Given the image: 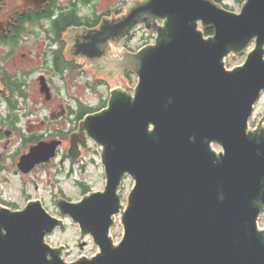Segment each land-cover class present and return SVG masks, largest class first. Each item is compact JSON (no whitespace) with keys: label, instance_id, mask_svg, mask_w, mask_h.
<instances>
[{"label":"water","instance_id":"1","mask_svg":"<svg viewBox=\"0 0 264 264\" xmlns=\"http://www.w3.org/2000/svg\"><path fill=\"white\" fill-rule=\"evenodd\" d=\"M139 23L157 36L121 50L135 86L110 91L81 124L100 148L104 191L61 205L96 253L67 262L45 243L59 221L31 205L0 209V264H264V117L254 128L248 120L264 92V0H244L239 13L213 0H128L100 32L127 36ZM252 43L242 65L225 67ZM124 176L133 187L115 245L108 232Z\"/></svg>","mask_w":264,"mask_h":264},{"label":"flooded vegetation","instance_id":"2","mask_svg":"<svg viewBox=\"0 0 264 264\" xmlns=\"http://www.w3.org/2000/svg\"><path fill=\"white\" fill-rule=\"evenodd\" d=\"M39 2L29 6L0 0V209L19 212L31 205L40 207L59 221L45 237L49 245L47 240L64 230L65 221L74 224L60 215L63 203L76 204L104 191L103 187L92 191L85 179L95 144L81 128L82 122L107 107L110 91L135 86L136 75L121 68V50L136 53L153 45L157 33L139 23L127 36L104 39L101 26L120 18L128 0H119L111 8L98 0ZM154 25L162 27L163 21ZM113 82L119 86L92 106L89 92L97 94L96 88ZM99 150L95 145L100 157ZM62 182L78 195L63 190ZM119 190L122 208L112 217L108 232L113 243L117 227L118 243L123 234L120 220L126 203L121 186ZM74 225L79 239L90 238L94 244L89 234L81 236ZM51 248L61 249L63 258L65 246Z\"/></svg>","mask_w":264,"mask_h":264},{"label":"rangeland","instance_id":"3","mask_svg":"<svg viewBox=\"0 0 264 264\" xmlns=\"http://www.w3.org/2000/svg\"><path fill=\"white\" fill-rule=\"evenodd\" d=\"M99 2H105L106 6L105 8H111L116 7L119 4V0H98ZM109 3V4H108ZM243 3V2H242ZM238 0H224V4L221 5L224 9L233 12V13H239L241 4ZM225 5V6H224ZM248 49L243 51L241 55H236L235 57L229 56L225 60V67L227 69L232 68L235 64L242 65L245 61V57L247 56V53L253 49L254 45L253 43L248 45ZM96 92H89V102L92 106H97L99 99L101 97L107 98L108 91L110 89V84L107 86H102L99 88H96ZM95 93V94H94ZM260 98L258 102L253 107V113L249 120V123L252 128H254L256 125H258L260 119L264 117V92L260 94ZM100 157L97 155L95 151V145L94 147H91V151L89 154V165L87 167V173L85 175L86 182H88V185L92 191H98L102 190L105 185V179L103 175V172L101 170L100 166ZM15 182H12L13 185ZM71 185V184H70ZM60 186L63 187V190H66L68 194L71 196H77L78 192L76 189H73V187L69 186V183L62 182ZM133 187V180L129 176H125L121 189H122V197L124 202L126 203V198L131 191ZM64 230L55 232L54 236L49 238L47 241L50 245L53 247L58 246H65L64 248V254L63 258L67 262H72L74 259H76L79 256H86L88 259L90 257H93V255L96 253V246L91 242L90 238H83L79 239V230L76 225L72 224L70 221H65ZM258 228L262 229L264 228V211L260 215L258 219ZM114 234V243L118 244L117 240L120 238V229L117 227ZM122 234V233H121ZM123 235V234H122ZM46 241V242H47Z\"/></svg>","mask_w":264,"mask_h":264},{"label":"trees","instance_id":"4","mask_svg":"<svg viewBox=\"0 0 264 264\" xmlns=\"http://www.w3.org/2000/svg\"><path fill=\"white\" fill-rule=\"evenodd\" d=\"M217 4H224V0H213ZM244 0H238L239 3H242ZM225 6V5H224ZM213 34V30L211 28L204 30L203 35L205 37L211 36Z\"/></svg>","mask_w":264,"mask_h":264}]
</instances>
